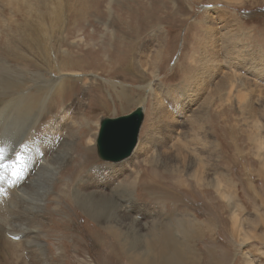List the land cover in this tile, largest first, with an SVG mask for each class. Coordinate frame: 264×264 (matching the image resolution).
Returning <instances> with one entry per match:
<instances>
[{"label": "rangeland", "instance_id": "374dc122", "mask_svg": "<svg viewBox=\"0 0 264 264\" xmlns=\"http://www.w3.org/2000/svg\"><path fill=\"white\" fill-rule=\"evenodd\" d=\"M36 1L0 0V80L18 81L25 95L40 91L41 102L33 112L40 117L33 134H43L49 149L55 147V153L64 156L54 186L41 202L42 217L30 221L40 230L47 264H130L126 242L120 241L123 252L73 200L84 193L85 181L110 175L96 172V167L106 169L121 161L129 164L126 173L140 169V175L139 182L135 179L137 191L125 199L128 208L106 211L115 219V231L157 233L168 218L192 215L224 244L220 257L231 264H264V175L259 174L264 161V0H64L72 3L75 14L56 18L62 25L59 33L50 20L59 3L44 0L45 6L40 0L44 9L32 13ZM39 11L50 16L44 21L48 39L25 47L14 27L22 13L37 17ZM7 44L17 50L7 52ZM216 64L223 74L208 77ZM233 73L239 77L231 79L228 89L225 84ZM62 75L66 85L58 97L49 89L51 79ZM10 93L0 96V111ZM138 104L144 108L138 138L142 150H133L130 161L101 160L95 146L100 120L128 113ZM50 105L55 106L48 112ZM16 109L11 105L6 111ZM6 111L2 115L9 117ZM21 126L22 133L20 127L15 133L21 135L11 140L9 124L4 128L0 165L25 142L21 136L28 120ZM217 171L222 196L220 189L197 178H212ZM138 206L148 213L143 218L134 213ZM176 232L182 239L181 231ZM11 238L4 239L0 264H34L32 254L12 246ZM136 242L135 249L143 250L144 244ZM187 242L178 243V248L195 252ZM207 243L205 238L196 243L202 256Z\"/></svg>", "mask_w": 264, "mask_h": 264}, {"label": "bare ground", "instance_id": "6f19581e", "mask_svg": "<svg viewBox=\"0 0 264 264\" xmlns=\"http://www.w3.org/2000/svg\"><path fill=\"white\" fill-rule=\"evenodd\" d=\"M39 1L35 2V8L34 10H32V13L34 11L37 12L39 8L43 6L42 2L44 0H41L42 5H38ZM49 1H52L53 2L52 4H54L55 2L59 3L58 9L55 7L57 10L51 11V14L53 15L54 13V16L50 18L52 25H53L52 28H54L56 33H59L62 25L57 20L59 19L58 17L61 16L62 18V16L65 17L66 14H69V15L75 14L73 10L74 7L72 8L71 6L72 3L70 4L68 3V1L65 2L64 0H54V1L49 0ZM44 5L47 6V2L44 3ZM45 6H43V9ZM46 9H48V7ZM40 11H39V14L37 13L38 14L37 17L34 16L37 19H34L33 17L34 14L27 15L26 13L24 14L22 13L21 23H19L18 27H14L13 33L14 31H17L22 36L21 43L24 42L23 45L25 47H29V45L31 46L30 43L34 40H36L37 42H46L48 39L45 37L48 28L45 26L44 21L48 19L50 16L46 18V16H44L43 13H41ZM45 13L46 12H44V14ZM61 18H60V21L62 20ZM71 19L70 21H72ZM75 20H76V17H75ZM34 26L38 31L34 29ZM62 32H63V27H62ZM37 44L39 45V43ZM40 48L42 51L43 50L42 47ZM4 49L8 52L16 48L11 44H7V45H4ZM61 52L62 51H60V54ZM218 56L219 55H216V58L219 59ZM126 61H127L126 57L121 58L122 64L126 65L127 64ZM214 62H216V60H214ZM129 66L130 65L128 64L126 67L129 68ZM54 71L56 70L54 69ZM220 73H222L221 68H219L218 64H216V67L214 68L211 67L209 69V73L206 75L208 77L213 76V78L216 79L217 75H219ZM238 77H239V74L233 73L232 77L226 82L225 86L229 83L228 89H232L233 85L231 84L232 83L231 79L233 78L232 80L234 82L235 79H237ZM51 82L53 83V88L49 89L50 93L54 92L53 95H56V96L58 95V97L61 96V93L64 92V87L66 85L63 75L62 77L58 76V77L52 78ZM239 82H241V79ZM260 83L261 82H259V84ZM197 84L200 85V82ZM147 88L148 86L145 87L144 89H147ZM8 90H12L13 93L9 94V97L7 98L8 103L6 104V106L1 108V111H0V127H1L0 128V160H3L2 158L5 156L4 151H3V146H2V135L4 134L3 132L4 128L9 124L10 133H9L8 140L13 139L14 136L19 137L21 135L23 131V127L21 125L25 120H28L29 128L21 136V139H26L25 142H23L22 144L18 145L15 148L11 157L7 155V159L4 162V167H2L3 169L0 167L2 169V171L0 172V249L4 247V244H5L4 239L9 238V236L13 235L14 239L12 238L9 239L12 242L11 243L12 246H15L16 248L23 247L24 252L26 251V255L32 254L33 258L36 259V262L34 264H47L46 254L43 248L44 245L39 242L38 233L40 230L38 228L31 227L30 221L32 219H39V217H42L41 202L42 200H44L45 197H48L50 193V188L54 186L56 175L59 174L60 169L64 163V156L61 153L56 154L55 147H52L51 149H49L50 145L45 144V140L42 139L43 134L41 136H36L37 138H40L39 140H37L33 134L35 131V127L38 123L39 117H40V114L33 113L37 105L41 102L40 91L34 94L25 95L27 91L23 90V87L20 86V83L18 81L15 82L12 80L11 81L0 80V96H2ZM252 90H254V88ZM11 105H14L17 107L14 113L6 111L8 108H10ZM54 106L55 105L53 106L50 105L48 112H51V108L53 110ZM5 111L7 112V114H9V117H5L2 115ZM17 127H20L19 130H21V133L20 134L17 133L15 135L16 131H19ZM56 140L57 139H55L54 142ZM57 142L58 144H60L62 142V138L58 139ZM17 144L18 142H16L15 146ZM142 145L139 144L138 142L136 144L134 152L136 151L139 153L142 150L141 149ZM122 162L123 161L117 163L116 166L114 167H112V165H108L105 167L106 169H103V168L98 169L95 165H92L91 168H93L94 166L96 167V172L101 173L103 172V170H106L107 172H110V175L107 177L105 176L104 178H99V179L94 178L93 180L85 181L84 182L85 184L82 186L84 193L81 194L80 196L74 195L73 196L74 203L79 208L80 212H82L85 216L95 221L96 224L99 225V229L101 227L107 233V235L115 239L117 246L120 247L122 250H123V247L120 241L126 242L128 246V250L125 251V253L130 259V264H187L184 262L183 256H187L188 254L186 253H189L190 250L188 248L185 251L179 249L178 243L182 244L183 241H186V239L190 241L191 238L198 236V233L200 231H198L197 233V227H199L200 224L196 221L195 218H193L192 215L188 216L189 219L177 218V217H171V219L168 218L164 222H166L170 227L167 226V224H162L163 229H159L157 233L149 232V231H155V230H149L145 234H141L139 236V235L131 234L129 232L124 233V232H121L120 230L115 231L113 229L112 222L115 219H113L110 215H105L106 211L109 207H113L116 210V212L121 211L122 209L128 208L129 205H127V203H129V201L125 199H127L128 195H132L134 194V192L137 191L136 190L137 188L134 191V186L136 183L139 182L138 178L140 175L139 174L140 169L134 170L131 173H126V171L128 170L129 164H127L126 162L125 163H122ZM197 167H200V166L197 165ZM200 168H202V166ZM199 170L201 169L199 168L197 170L195 169L196 172H193V177H196L197 171ZM87 171H88V168L85 171L86 174H87ZM259 174L261 176L264 175V161L262 163L261 169H259ZM218 175H221V172L217 171L215 176L212 178H206L202 176L201 174L198 175L197 178L200 179L198 180V182L202 181L205 183L206 181H208V183L210 182L209 184L213 185L218 190L220 189L222 191L221 193V196H222L224 192V190L222 189L223 184L221 185L222 179ZM135 179H137L138 182H136ZM211 180H213V182H211ZM262 190L264 192V188H262ZM148 192L151 195L155 194L152 190H149ZM134 202H135L134 204L137 205V202L136 201ZM134 213H136L135 215H142L141 216L142 218L144 214L145 215L148 214L144 210H141V208H139V211L134 210ZM158 215L161 216V213ZM172 215L173 214H171V216ZM234 217L236 216H233V218ZM120 223H123V221L119 220V224ZM140 225L144 226L145 223L144 224L140 223ZM262 225L264 227V220H262ZM156 227H157V224L154 223L152 225V228L156 229ZM176 230L181 231L183 235L182 239H179V236L177 235ZM137 240L141 241L140 242L141 245L144 244V249L141 251H138L137 249H135L138 243L136 242ZM151 245L158 246L157 253L153 252V247ZM30 249H32V252L29 251ZM156 256H158L157 257L158 261L156 260ZM28 258L29 256H26V259ZM191 259L189 261H191ZM251 260H254V259H251Z\"/></svg>", "mask_w": 264, "mask_h": 264}, {"label": "water", "instance_id": "95a60500", "mask_svg": "<svg viewBox=\"0 0 264 264\" xmlns=\"http://www.w3.org/2000/svg\"><path fill=\"white\" fill-rule=\"evenodd\" d=\"M143 110L138 105L127 114L100 120L95 146L101 160L117 162L132 154L144 119Z\"/></svg>", "mask_w": 264, "mask_h": 264}, {"label": "crops", "instance_id": "0c3cea01", "mask_svg": "<svg viewBox=\"0 0 264 264\" xmlns=\"http://www.w3.org/2000/svg\"><path fill=\"white\" fill-rule=\"evenodd\" d=\"M202 233L199 234L197 238H191L190 241L186 243L190 248L194 249L195 252H189L185 257L186 262H192L193 264H231L230 261L225 260L223 257H220V250L221 254L224 253V244L219 242V239L216 237H211L210 234L211 231L208 229H205L203 225L200 226ZM206 239V243L209 238V243H207V246L204 250V255L202 256V253L199 251V249L196 246V243L202 241L203 239ZM222 245V247H220ZM158 246L155 245V252L157 251ZM225 255V254H224ZM158 256H156V260ZM192 258V259H191ZM191 259V261H189Z\"/></svg>", "mask_w": 264, "mask_h": 264}, {"label": "snow or ice", "instance_id": "6c2138e0", "mask_svg": "<svg viewBox=\"0 0 264 264\" xmlns=\"http://www.w3.org/2000/svg\"><path fill=\"white\" fill-rule=\"evenodd\" d=\"M210 7V6H209ZM0 167H4L3 165H0Z\"/></svg>", "mask_w": 264, "mask_h": 264}]
</instances>
